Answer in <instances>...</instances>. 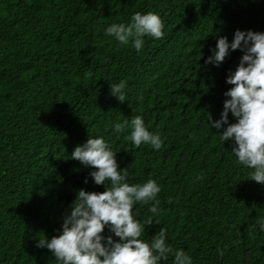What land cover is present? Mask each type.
<instances>
[{"label":"trees","instance_id":"1","mask_svg":"<svg viewBox=\"0 0 264 264\" xmlns=\"http://www.w3.org/2000/svg\"><path fill=\"white\" fill-rule=\"evenodd\" d=\"M137 12L158 13L164 37H145L137 52L103 35ZM237 30L264 33V0H0V264H56L40 239L61 233L79 190L106 191L90 177L94 169L71 159L98 136L130 183L162 185L159 217L137 206L141 219L154 220L142 239L164 228L194 264H264L256 227L264 185L249 180L233 143L207 123L208 113L221 118L243 52L219 67L207 59ZM121 81L126 102L111 93ZM134 116L162 134L160 151L113 134L115 123Z\"/></svg>","mask_w":264,"mask_h":264},{"label":"clouds","instance_id":"2","mask_svg":"<svg viewBox=\"0 0 264 264\" xmlns=\"http://www.w3.org/2000/svg\"><path fill=\"white\" fill-rule=\"evenodd\" d=\"M103 35L122 45L131 44L139 52L144 47L145 37L155 40L164 37V22L158 13L137 12L128 22L107 26ZM236 50H241L243 55L239 66L227 79L233 86L225 92L229 99L225 100L221 118L213 120L208 113L207 123L210 128L221 130V134H217L221 142L233 143L231 153L237 163L252 170L249 180L264 185V33L237 30L232 42L220 37L207 63L219 67ZM126 88L125 81L111 84V93L120 102H126ZM230 113L235 123H230ZM112 131L121 135L129 133L126 139L137 149L148 145L160 151L164 147L162 134L150 131L143 116L117 122ZM116 157L117 152L103 136L90 137L86 143L75 147L71 159L94 169L90 177L96 185L105 186L106 191L79 190L63 219L61 233L51 239H40L38 246L47 247L54 254L56 264H162L170 257L172 264H194L189 252L168 243L164 228L150 242L141 238L146 226L152 225L154 220L152 217L141 219L137 206L147 205L149 212L159 217L163 211L159 199L162 185L155 179L130 183L128 169L121 170ZM203 179V173L196 177L197 181ZM155 223L159 224V220ZM256 227L264 233V216H258ZM106 228L113 235H103ZM219 254L224 255L223 251Z\"/></svg>","mask_w":264,"mask_h":264}]
</instances>
